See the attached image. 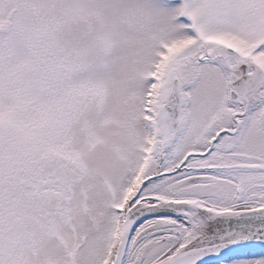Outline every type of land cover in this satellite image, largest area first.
I'll use <instances>...</instances> for the list:
<instances>
[{
    "label": "snow or ice",
    "instance_id": "snow-or-ice-1",
    "mask_svg": "<svg viewBox=\"0 0 264 264\" xmlns=\"http://www.w3.org/2000/svg\"><path fill=\"white\" fill-rule=\"evenodd\" d=\"M0 264H264V0H0Z\"/></svg>",
    "mask_w": 264,
    "mask_h": 264
}]
</instances>
